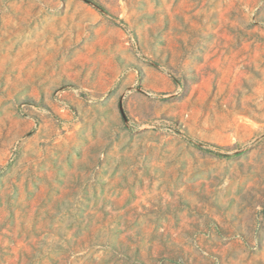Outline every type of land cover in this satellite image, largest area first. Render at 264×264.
<instances>
[{"label": "rangeland", "instance_id": "rangeland-1", "mask_svg": "<svg viewBox=\"0 0 264 264\" xmlns=\"http://www.w3.org/2000/svg\"><path fill=\"white\" fill-rule=\"evenodd\" d=\"M0 264H264V0H0Z\"/></svg>", "mask_w": 264, "mask_h": 264}, {"label": "crops", "instance_id": "crops-1", "mask_svg": "<svg viewBox=\"0 0 264 264\" xmlns=\"http://www.w3.org/2000/svg\"><path fill=\"white\" fill-rule=\"evenodd\" d=\"M85 89V91H90L91 95H88L89 100H87L88 102H94L95 103V110L93 111L94 114H101L104 111H106V114H114V98L113 96H109L107 94H99L102 93L100 92L98 89H96L95 87H87V88H83ZM80 93H81V89H79ZM59 97H61L62 100H65L66 102H68L70 105L74 106L75 109L77 110L78 114H84V112L91 110V106H84L82 103V99L79 96V92L77 93L76 90H72V89H67V90H62L59 91ZM96 93V94H95ZM55 104H53L52 106H54ZM53 108V107H52ZM92 111V110H91ZM109 113H108V112ZM67 114V113H66Z\"/></svg>", "mask_w": 264, "mask_h": 264}, {"label": "water", "instance_id": "water-1", "mask_svg": "<svg viewBox=\"0 0 264 264\" xmlns=\"http://www.w3.org/2000/svg\"><path fill=\"white\" fill-rule=\"evenodd\" d=\"M120 109H121V111H122V107L120 106Z\"/></svg>", "mask_w": 264, "mask_h": 264}]
</instances>
